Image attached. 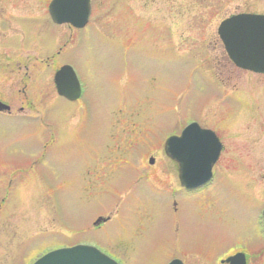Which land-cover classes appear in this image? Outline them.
I'll return each instance as SVG.
<instances>
[{
    "label": "rangeland",
    "instance_id": "rangeland-1",
    "mask_svg": "<svg viewBox=\"0 0 264 264\" xmlns=\"http://www.w3.org/2000/svg\"><path fill=\"white\" fill-rule=\"evenodd\" d=\"M93 1L82 29L54 24L50 0H23V26L0 30V99L25 108L0 113V264L78 243L124 264L240 250L264 264V74L237 67L218 33L264 0ZM64 64L77 101L57 92ZM193 120L224 148L213 180L188 191L166 141Z\"/></svg>",
    "mask_w": 264,
    "mask_h": 264
},
{
    "label": "water",
    "instance_id": "water-1",
    "mask_svg": "<svg viewBox=\"0 0 264 264\" xmlns=\"http://www.w3.org/2000/svg\"><path fill=\"white\" fill-rule=\"evenodd\" d=\"M67 0H54L51 13L58 23L71 21L83 27L89 20L90 1L77 0L81 11L64 13L61 7L69 6ZM72 5V4H71ZM219 32L232 59L242 68L264 73V15L239 14L225 20ZM60 94L77 99L82 89L77 75L69 65L64 66L56 75ZM10 106L0 100V111ZM223 145L217 135L202 129L199 124L188 126L181 137L168 140L167 151L181 163V180L184 186L194 188L207 183L213 176V167L220 157ZM244 253L232 257V264H246ZM244 260V261H243ZM34 264H119L92 245L79 244L73 247L51 251ZM170 264H183L173 260Z\"/></svg>",
    "mask_w": 264,
    "mask_h": 264
},
{
    "label": "flooded vegetation",
    "instance_id": "flooded-vegetation-1",
    "mask_svg": "<svg viewBox=\"0 0 264 264\" xmlns=\"http://www.w3.org/2000/svg\"><path fill=\"white\" fill-rule=\"evenodd\" d=\"M21 1H23V0H0V30L2 29L3 26H5L11 30H16L17 28H21L23 26V25H18V23H16L15 20L20 19V21H23L24 19H26L28 17L31 10L24 11L23 9H21L20 6H23V5L19 4V2H21ZM92 4H93V0H92ZM47 11H48V13L50 11V3L49 2H47ZM21 17H23V18H21ZM56 25L57 26L67 25L70 27L71 30H77L71 24H63V25L56 24ZM60 53H61L60 51L57 52V54H60ZM23 92L25 93L24 89H23ZM11 107H12V105H11ZM24 110H25V108L21 107L19 110L20 113L13 112L11 110L9 112H4V114L12 116V117H18V116H20V114L21 115L24 114V113H22ZM42 123L45 126H49L46 122H44V120H42ZM247 260H248V257H247ZM248 263H249V260H248ZM185 264H186V262H185ZM222 264H232V263L231 262H225Z\"/></svg>",
    "mask_w": 264,
    "mask_h": 264
}]
</instances>
